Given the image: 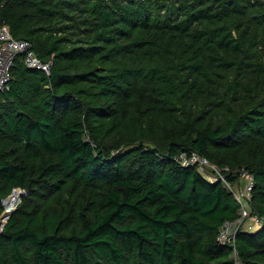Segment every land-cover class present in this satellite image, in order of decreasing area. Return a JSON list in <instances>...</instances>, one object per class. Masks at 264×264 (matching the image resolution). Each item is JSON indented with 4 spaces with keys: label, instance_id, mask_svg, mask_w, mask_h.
<instances>
[{
    "label": "trees",
    "instance_id": "16d2710c",
    "mask_svg": "<svg viewBox=\"0 0 264 264\" xmlns=\"http://www.w3.org/2000/svg\"><path fill=\"white\" fill-rule=\"evenodd\" d=\"M0 22L50 64L17 55L0 89V264H264V0H0ZM180 152L251 175L234 245V191Z\"/></svg>",
    "mask_w": 264,
    "mask_h": 264
},
{
    "label": "built area",
    "instance_id": "2783aa9c",
    "mask_svg": "<svg viewBox=\"0 0 264 264\" xmlns=\"http://www.w3.org/2000/svg\"><path fill=\"white\" fill-rule=\"evenodd\" d=\"M17 55H21L22 61L27 66L41 68L44 69L46 72H48L50 66L49 62L42 61L36 55L34 49L32 48V43L28 39L15 38L14 36L11 35L8 24L5 22H0V89H4L8 87V81L11 77V68L14 64V60ZM177 158L183 164H196L198 168H201L202 164H206V162H208L205 158L201 157L195 152H191L189 155H187L184 152H180ZM212 173H211L212 177L208 176L207 173L206 174L203 173V174H205L208 178H214L215 176H213ZM214 174H216V177H220L222 179V183L226 182L227 185L230 188H232L230 183L226 181V179H224L222 175L219 174L218 170ZM245 175L247 177V180L245 181L244 186L238 192L236 193L234 192L240 204V209H239L240 215L238 218L234 220L224 221L220 225L216 236L218 240L226 243H231L232 245H234L235 232L237 229H250L255 225H257L258 222L260 221L259 217L256 214H253L252 215L253 220L254 222H256L255 225L249 226L247 228L241 227L239 225L241 220V211H244L243 205L246 204L245 199L249 197L250 190L252 187L251 175L249 174H245ZM16 201L17 198L15 202ZM9 208L11 207L8 206V202H7L6 205L4 206V209L9 210ZM236 264L239 263L236 262Z\"/></svg>",
    "mask_w": 264,
    "mask_h": 264
},
{
    "label": "rangeland",
    "instance_id": "374dc122",
    "mask_svg": "<svg viewBox=\"0 0 264 264\" xmlns=\"http://www.w3.org/2000/svg\"><path fill=\"white\" fill-rule=\"evenodd\" d=\"M199 169H200V171L202 173H205V174L207 173L208 176H211L212 172H216L217 171V169L214 167V165L211 164L210 162H206V164H202V167L199 168ZM246 180H247L246 175L242 173L236 181L231 183V187H232L231 189L235 193L238 192L244 186V183H245ZM223 184L226 185L227 187H229L226 182H224ZM15 189L20 190L19 188H15ZM14 194H16V193L15 192L11 193L9 195V197L11 195L13 196ZM19 199H20V195L17 196V201L15 203H13L11 205H8V206L9 207H13V206L15 207L16 204L18 203ZM243 209H244V211H241V220H240V224L239 225L241 227H245V228L255 225L256 222H254L253 216L250 215V212H249V210H250L249 204L246 203L245 205H243Z\"/></svg>",
    "mask_w": 264,
    "mask_h": 264
},
{
    "label": "water",
    "instance_id": "95a60500",
    "mask_svg": "<svg viewBox=\"0 0 264 264\" xmlns=\"http://www.w3.org/2000/svg\"><path fill=\"white\" fill-rule=\"evenodd\" d=\"M14 190L17 191V194H16V195H20V194L22 193V191H21V190H18V189H13V190L11 191V193H12ZM11 193H10V194H11ZM10 194H8V196L5 197V199L3 200V206H5L6 203L8 202V197H9ZM12 209H14V207L9 208V210H5L6 213H4V215H3L2 219H1V223H2V224L6 221V219L8 218V214L12 211Z\"/></svg>",
    "mask_w": 264,
    "mask_h": 264
},
{
    "label": "bare ground",
    "instance_id": "6f19581e",
    "mask_svg": "<svg viewBox=\"0 0 264 264\" xmlns=\"http://www.w3.org/2000/svg\"><path fill=\"white\" fill-rule=\"evenodd\" d=\"M17 194V193H16Z\"/></svg>",
    "mask_w": 264,
    "mask_h": 264
}]
</instances>
